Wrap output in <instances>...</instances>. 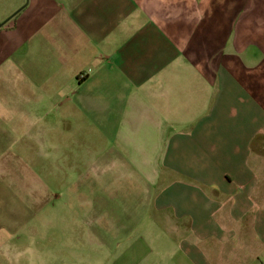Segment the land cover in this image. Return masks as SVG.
<instances>
[{
    "label": "crops",
    "instance_id": "crops-1",
    "mask_svg": "<svg viewBox=\"0 0 264 264\" xmlns=\"http://www.w3.org/2000/svg\"><path fill=\"white\" fill-rule=\"evenodd\" d=\"M0 264H264V0H0Z\"/></svg>",
    "mask_w": 264,
    "mask_h": 264
}]
</instances>
